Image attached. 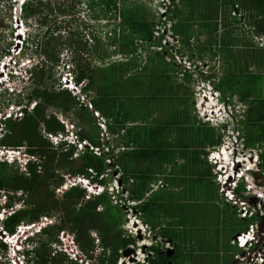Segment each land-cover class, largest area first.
Segmentation results:
<instances>
[{
  "label": "trees",
  "instance_id": "16d2710c",
  "mask_svg": "<svg viewBox=\"0 0 264 264\" xmlns=\"http://www.w3.org/2000/svg\"><path fill=\"white\" fill-rule=\"evenodd\" d=\"M171 1L168 20L173 23L174 34L189 48L191 59L194 58V50L190 48V43L195 34L199 42L195 47L199 50V59L210 54L211 59L221 56L225 62L226 74L216 87L225 95L236 97L245 106L239 121V131L244 146L259 152L260 167L264 171V98L253 97L255 90L246 85L248 83L258 89L264 81L263 74L250 72L252 67L258 71L264 70V49L256 48L252 39L264 38V0ZM126 2L59 0L54 5L50 0H26L20 6V21L26 25L36 22L46 29L42 41L29 38L25 47L26 51L31 48V41V46L35 47L32 52L35 51L38 59L41 58V62L30 72L35 85L26 93L28 104L36 101L37 105L32 113L25 110L22 119H10L4 123L6 131L0 146L26 147L27 152L37 161L28 165V174L20 173L16 165L0 162V199L6 198L5 205L0 206V214L4 209L11 210L17 204H23V208L3 220L2 232L15 235L23 223L31 225L40 222L42 218L58 217L56 224L42 229L40 239L30 240L33 248L26 253L31 258L27 264H78L53 248V245L61 243L60 236L63 233L74 237L86 259L97 260L99 264H119L124 253L135 242L132 237L125 238L121 229L125 212L121 203L115 199L121 200L122 194L114 197L106 191L100 196L88 198L85 189L72 186L61 199H57L55 191L65 183V179L58 173L59 169L70 176L92 178L94 183L105 187L109 185L113 171L120 173L123 189L131 201L139 203L134 209L140 218L152 232L174 244L170 250L173 252L171 258L167 256L168 249L157 243L150 248L146 262L135 264L175 263L178 253L185 250L176 244L177 241L183 242L184 230L196 229L193 230L196 231L193 237L198 235V242L204 238L202 236L208 223L224 215V211L234 218L237 216L235 208L223 201V208L217 207L218 190L214 182L213 165L208 161V150L219 147L223 136L206 124L198 125L197 118L192 116L194 105H190L189 93L190 84L194 82L193 74L176 66L170 52L176 46L170 44V47H166L163 43L165 35H156L159 33V25L155 16L149 17L143 6H127ZM75 3H84L88 12H92L89 15L92 20L121 21L115 25L118 29H114L108 43L113 47L118 46L120 55L127 61L94 68L89 58L103 62L112 57V53L102 48L103 43L99 37L89 39L91 45L77 40V34L68 33V39L62 41L60 32L65 27L56 28L59 35L54 36L53 30L48 29L51 24L49 20L56 19L57 13L62 18L72 16V20H75L79 13L75 10ZM120 3L124 5L123 8L119 7ZM241 18L248 21L246 25L251 29V37L235 35V28L242 23ZM66 22L70 21L65 19L63 23ZM81 22L86 25L83 20ZM222 26L225 34L218 37ZM196 27H199L198 32ZM202 35H206L203 43L199 41ZM9 47L5 49L4 55L0 53V59L11 54ZM64 47L73 49L68 60L75 84L80 86L85 83L81 89L82 94L93 96L89 101L93 110L108 122L109 131L119 141L116 148H123L122 151L116 153L111 143H107L110 151L105 152L93 111L68 90L56 87L59 81L56 70ZM139 48L150 54L153 52L148 57L149 65L143 68H140ZM169 57L173 62L168 61ZM181 77V84H178ZM50 108L66 117L75 115L79 140L88 141L90 145L99 148V155L85 149L78 158V168L73 169L72 165L76 162L72 159L77 148L70 144L53 147L42 135L43 129L54 135L65 133V127L57 116L47 115ZM66 147L69 149L67 153L61 152ZM178 159L184 161L180 167L175 166ZM169 166L175 168V174L189 172L192 175L199 171L194 189L201 197L208 199L199 205L203 206V211L206 209L208 213L212 212L211 218L197 219L199 216L191 213L195 212L191 205L178 204L177 200L181 196L168 192L164 184L153 190L152 186L163 179L159 176L163 177ZM243 190L244 186L239 185L237 191ZM165 218L174 222L166 226ZM257 220L262 221L258 216ZM252 223L253 219H249L246 226L249 228ZM93 233L97 235L98 243ZM193 237H188V241ZM216 238L215 241L222 242L219 236ZM208 242L211 247V241ZM98 248L101 252L96 256ZM7 251V245L0 241V255L5 256ZM227 251L229 256L230 248ZM181 260L184 259L180 257L177 262ZM188 260L191 264H198L192 256Z\"/></svg>",
  "mask_w": 264,
  "mask_h": 264
},
{
  "label": "rangeland",
  "instance_id": "374dc122",
  "mask_svg": "<svg viewBox=\"0 0 264 264\" xmlns=\"http://www.w3.org/2000/svg\"><path fill=\"white\" fill-rule=\"evenodd\" d=\"M22 1L23 0H0V53L4 55V51L8 45H10L9 50L11 52V56H8L7 59L4 58L2 61H0V75H1L0 77V112L1 113H4L5 109H7L6 111L7 113L11 112L12 109L10 107H13L12 105H16L20 107L26 106V103H27L26 95L22 94V96H18V94L15 93V95L10 97L9 94L13 90L17 91L22 86H27L26 89L29 92L31 88L33 87V85H35L34 77H31V81L28 82V78H26V74H25V69L28 66H31L32 62H34L33 59L34 58L35 60L38 59V56L36 55L35 51L32 52L35 49V47L31 46V41L29 44L31 48H29L26 51L25 47H26V42L29 38L31 40L42 41L43 32L46 30V29H43L41 24L39 23L34 22L29 25H26L25 23H23V21H20L19 5L21 4ZM50 2L56 5L57 2H59V0H50ZM171 3H172L171 0H127L126 5L132 6L136 4V5L143 6L145 7V10L147 11V15L149 14V17L155 16V20L159 25V27L157 28L159 30V33L156 35L157 36H161L162 34L165 35V41L163 43L166 45V47H170V44H174L176 46L174 50H170L171 54L174 57L176 66L180 70H182L183 68L187 69L193 74L194 82H191L190 84V93H189L190 105H194L192 116L194 117V119L195 117L197 118L196 120L199 122L197 123L198 125H200V123H203V124H206L216 129L217 132L219 131L223 136V139H222L223 145H226L227 142L231 143V141H228L229 139H227L224 136L223 132H225V130H223V128L220 127L221 125L219 126L218 122L222 121L223 117L225 116V111H227L229 104L239 105L241 107V111H240L241 115L244 113L243 111L245 109V106L241 104L240 101L236 97L231 98L229 95H225L223 92H221L216 87L220 79L224 78L226 74L225 73L226 64L223 61L221 56L211 59L210 54L209 55L206 54L203 59H199L198 58L199 50L197 48L195 49V47L199 44V42L196 39L195 34L192 39V42L190 43L191 44L190 48L194 50L193 52L194 58L191 59V57L189 56V48L183 45L182 42L179 40V38L174 34L173 23L172 21L168 20L169 17L167 16L170 14V7H171L170 4ZM213 3L215 2H212V4ZM75 5H76L75 10L77 9L79 12L75 20H72L73 19L72 16L70 17L66 16L67 18H62V16L58 15V13L56 15V19L52 18L49 20L51 21V24L48 25V29L53 30L54 36L57 37L59 35L56 28L65 27V28H62L60 32L61 36H63L62 41H66L68 39L69 37L68 33H75V35L77 34L78 36L75 37L77 40H79L82 43L83 41L87 42L91 45H92V42L89 39L99 37L103 43L102 48H104V50L107 51L108 53L110 54L112 53L111 54L112 57L103 62L97 59L89 58L90 60H92V64L94 68L108 66L113 62L127 61L124 59L122 55H120L118 46L113 47L111 43H108L109 38L111 37L110 35L113 34V32L116 29H118L117 27L115 28V25L120 24L121 21L119 19L117 21H114V20L108 21L104 19H100L96 21L92 20L91 16H89L92 12L91 11L88 12V9H86L84 3H82V5L75 3ZM123 6L124 5H122V3L119 4V7L123 8ZM210 8L212 9V7ZM228 13L230 14V10H228ZM78 18L80 20H77ZM65 19L69 20L70 22L63 23ZM82 20L84 21L86 25H84L81 22ZM166 20L167 22H165ZM61 21H62V24H61ZM241 22H242L241 24L237 25V29L235 28V32H234L236 33L235 35L242 36V37L246 35V36L251 37L252 36V34L250 33L251 29L249 28L248 25H246L248 24L247 23L248 21L244 18H241ZM197 29L199 30V27H196V32H198ZM223 29H224L223 26L222 28L220 27L219 29L220 33H218V37L225 34V32H223ZM205 36L206 35H202L199 41L203 43L206 40ZM252 39H253V42L255 43L254 46L256 48L260 47L261 49H264V38L260 39L258 37H255ZM64 48L65 50L62 52V55H61V62H60V65L58 66L59 68H57L56 70V78L59 79V82H57L56 86H58V84H61L62 88L67 89L68 86H71L69 85L70 84L69 82L68 84L64 83V80L66 79L68 75V71H67V68L61 65H63L64 63L66 64V66L68 65L65 59L67 57H70L71 51L73 49H69L66 47ZM24 52L26 54H23ZM152 54L153 52L150 54L147 50L139 48L138 57H139V63L141 65L140 68H143L144 66L146 67L149 65L148 57H150V55ZM168 61H172V58L169 57ZM38 62H41V58L38 59ZM3 65H4V68H3ZM250 72L255 75L263 74L264 76V73H262L264 72V70L258 71L254 67L250 69ZM8 73H9V76L11 75L14 78L13 80L9 81V79L6 77V74ZM262 78L264 79V77ZM180 79L182 80V77L178 79V84H181ZM201 80H208V82H204ZM246 85L248 86V88L255 90L253 92V97L264 98V81L260 83V86L258 89H255L253 85H249L248 83ZM212 90H216L217 94H215L214 91ZM69 91L72 92L71 94L74 97L76 95H79L77 100L80 101L85 106H89V103H90L89 101L91 97H93L92 95L85 96L81 93L80 90L73 91V89H71ZM6 94L8 95L6 96ZM220 102H224V103L221 104ZM34 106H35V102L29 105L30 112L33 111ZM47 115H56L58 120L60 119L63 123H65L64 127L66 128V126L68 125L71 131L73 130V126L76 125L75 122L77 121V118L75 115H70L66 117L65 115L63 116V114H61V112H59L58 110L56 112V109L54 108H50L49 110H47ZM206 115L209 117V119L212 120V122L207 121ZM215 115H217L218 117L216 118ZM97 120L98 119H96V124L99 127ZM240 126L241 125L238 123L235 124V128L237 130L240 128ZM0 129L1 130L3 129V132L1 134L5 135V131H6L5 125L4 127ZM46 136L48 137V139L51 140L53 145H57V144H54V142L59 143V140L61 139L60 137H58V141H56L55 139H53L52 136H50L49 133ZM105 137H107V135H105ZM241 139H242V134L240 132V138H237L238 145H235L234 141H232L233 148H236L235 146H237L238 148L237 154L241 153L240 159L242 163L240 166L237 165L236 167L238 168L239 175L245 174V171L248 168H252L255 171L252 172L250 176L248 175V178H247L248 183L246 184L247 191L245 193L237 194V197H236V199L239 198L242 200L245 198L246 200L245 207L241 208L240 205L235 206L234 205L235 203L230 202L229 200L227 201L225 200V202L229 204V206L231 207H234V206L237 207L236 208L237 210L244 208V210L247 211L248 218L254 215V216H258L264 219V176H262L264 171L261 169L259 165V160H258L259 153L256 150L252 151V150L246 149L243 146V142ZM68 142L75 143L74 140H71ZM106 142L108 143L111 142V148L112 149L115 148L114 150L116 153H118L119 151H122V148L121 149L116 148V146L119 144V141H118V138L115 137V135L112 134V136H110L108 139L105 138L103 143H106ZM106 146L107 145H105V147ZM84 149H88V147L85 148L83 146L80 148L79 146H77L76 153L74 154L73 159H72L73 161L76 162L75 164L72 165L73 169L78 168V158ZM20 150L24 152L26 148H22ZM68 150L69 149L65 148L64 151L62 150L61 152L67 153ZM106 150L108 151V149ZM216 150L217 148L209 149L208 156H210L211 153H214V151L216 152ZM243 153H245L246 156L243 157ZM217 170L218 169L216 170L214 169L215 172H218ZM19 171L20 173H23V171H25L24 173L28 174L27 172L28 170H26V168L24 167L20 169ZM58 173L61 174L62 177L65 179V183L66 181H68V179L79 182L78 180L79 176H75V177L70 176L61 169L58 170ZM120 176H121L120 173L113 171L109 177L110 185L108 186V190L110 192L115 193V195H118L117 190L115 189L121 187V182L119 179ZM218 180L223 182L224 178L220 179L216 177V184L219 188L220 194L222 195L223 187L219 185ZM160 182H159V186L158 185L152 186L153 190H157L158 188H160V186L163 185V183H160ZM81 185L83 188H86L83 186L84 184H81ZM65 189H67V187H60L59 189L55 191L56 193L55 196L57 199H61L64 192H66ZM100 190L102 191V189ZM2 193L4 194V192ZM120 194H122L121 189H120ZM187 194L188 195H185L186 198H189V196L191 197V199L198 198L193 193H187ZM18 195L20 196L21 194L18 193ZM122 195H123L122 196L123 198H120V199L122 201L121 205L123 206L122 210L123 212H125L124 213L125 218L123 219L124 222H123V226L121 229H122V232L125 238L132 237L135 242L133 245L129 247V249L126 251V254H124L123 257L120 259L119 264H134L138 262H141V263L146 262L148 254L150 255V248L153 245H156L157 243L158 245L162 246V248L168 249V251L170 252V250L173 249L174 244H172L169 240H165L164 238H161L159 235H156L155 232H152L150 230V227L140 218L137 210L134 209L139 203L133 204V202L130 200V196L127 195L125 191H124V194ZM178 201L180 202L181 199H178ZM179 202L177 203L179 204ZM5 203H6V198L2 197L0 199V206H4ZM20 208H23L22 203L17 204L14 207V210H6V209L2 210L0 214V230H2L3 220H5L9 215H11L13 211H16ZM197 208H198L197 211L191 212L199 216L197 217V219L201 218L202 220H205V218H208V217L211 218L212 212L208 213L206 209L205 211H203L204 208L202 205H198ZM220 209H222V207H220ZM202 212H205V213L201 217L200 215L202 214ZM224 213H225L224 218L217 219L215 221L212 220L208 223L209 226L206 230H204L205 231L204 236H202L199 233L204 238L199 239L198 242H197L198 235L196 237H193V233L196 234V231L193 232V230H196V229L189 228V230H184L182 233L184 237L183 242L180 241V243H178L177 241L176 244L180 246L181 248H185V250H182L181 254L178 253L175 263L172 261L171 263L182 264L184 261L185 263L183 264H191L192 262L190 263L188 259L192 256V259L198 262V264H233L232 259L235 255H237L235 257L236 259L235 261H237V263L235 264H240V263L244 264L247 262L249 255H251L252 257L258 258L259 261L263 264L264 263V245L260 240L257 239V241L259 242V246H260L259 248L258 247L255 248V246L252 247L251 245H248L249 247L247 246L248 248L246 247L245 248L246 250L243 249L245 250L244 253L242 249L238 248L235 245H231V242L234 240L235 238L234 236L236 234L241 233L245 230L247 231L248 229V227L246 226L247 221L245 222V220L240 219V218H243L245 212L242 211L241 215L236 216V218L232 217L227 211H224ZM42 219H45L46 222L42 223L40 227L34 228L35 230L33 229V231L31 232L27 230L24 233H22V231L26 230L23 227L21 228V230L17 232L18 235H16V237L14 238V240L12 239V241H9L6 238V236H4V233H3V235H0V241H2L3 243L8 242L9 244L11 243L14 244L17 241V239L21 236H24V237L33 236V239L35 240L40 239L41 238L40 233L42 229L46 228L47 226L54 225L56 224V222H58L57 216L53 218H42ZM257 223L259 225L261 224L255 220L254 225H256ZM24 225H27V223ZM249 229H253V227L252 228L250 227ZM180 235L181 234L179 233V236ZM93 236L96 237L95 233L93 234ZM218 236H219V239L222 240V242L215 241L217 239L216 237ZM188 237H193V239L188 241L187 239ZM60 238L63 239L65 242H67V240L71 238V235L65 234L63 238L61 235ZM208 239L211 241V245H212L211 247H209ZM217 243H218V246H217ZM228 243H230L231 246H229ZM54 247L55 246L53 245V248ZM229 248H230L231 254L228 256L227 249ZM100 252H101V249L98 248L96 252V256L99 255ZM259 253L260 254L262 253L261 257ZM180 257L181 259H184V260L177 262ZM30 259L31 258L25 257V260L22 262H18V264H27ZM93 262L95 261H90L89 259H87L85 261V264H92ZM0 264H16V263L12 261V259L9 257V254H8V257L4 255H0Z\"/></svg>",
  "mask_w": 264,
  "mask_h": 264
},
{
  "label": "clouds",
  "instance_id": "9594fccd",
  "mask_svg": "<svg viewBox=\"0 0 264 264\" xmlns=\"http://www.w3.org/2000/svg\"><path fill=\"white\" fill-rule=\"evenodd\" d=\"M23 1H26V0H23ZM23 1L19 5V12H20V6H22ZM8 56H11V54L8 55ZM8 56L3 57L2 59H0V61H2L4 58L7 59ZM68 59H69V57H67L65 59V61L68 62L67 63L68 64L67 66H66V64L61 65V66H64L65 68H67V71H68L67 77H69L70 75H72V73L70 71L72 69V66H71V64H70V62H69ZM33 60H34V62H32V65L31 66H28L25 69V74H26V78H28V82L31 81V74H30V72L34 68H36L37 64L39 63L38 62V59H36V60L33 59ZM57 68H59V67H57ZM0 77H1V75H0ZM6 77L9 79V81H11V80L14 79L11 75L10 76L8 75ZM74 84H75V80H74ZM56 87H58V88L60 87V90H68V91L71 90L70 87H68L67 89L62 88L61 87V84H58V86H56ZM75 87L79 88L80 91L83 88V87L77 86L76 84H75ZM26 88H27V86H22L17 91H15V90L11 91L10 94L11 95H15V93H17L18 96H22V94L23 95H26V93H27V89ZM212 91H214V93L217 94V91L216 90H212ZM78 96L79 95H76L75 97L78 98ZM34 102H35V106H34L33 110L36 108V105H37V102L36 101H34ZM34 102H32V103H34ZM220 103L223 104L224 102H220ZM29 105L30 104H28V102L26 103V106H24V107L12 105L13 106L12 116L10 118L5 119V120H0V126L1 127H4V123L7 120H10V119H22L24 117V111L25 110H27L29 113H32L33 111H31V112L29 111ZM87 108L90 110V108L88 106H87ZM91 111H93V114L95 112H97V111H94L93 109H91ZM240 111H241V107L239 105L229 104L227 111H225V116L223 117L222 121H219L218 123H219V126L221 125L220 127L223 128V130H225V132H223L224 133V136L227 139H229L228 141H231V143L227 142L226 145H223L221 143V145L219 147H217L216 152L214 151V153H211V155L208 156V161H209V163L211 165H213V173H214V176H216L217 178H220V179H223L224 178V181L223 182H221V181L218 180L219 185H221L223 187L222 195H221L223 201L225 202V200L226 201L229 200L230 202L235 203L234 204L235 206L240 205L241 208H242V207H245L246 200H245V198L243 199L244 201L242 199H239V198L236 199L237 194L245 193L247 191V185L246 184L248 183V179H247L248 178V175L250 176V174L252 172H254L255 170L252 169V168H248L245 171V174L239 175L238 168H236L237 165L240 166L241 163H242L241 162V159H240V154L241 153L240 154H237L238 153V148H237V146H235V145H238L237 138H240V131H239V129L237 130L235 128V124H237V123L239 124V121H240L241 116H242L240 114ZM20 113H22V115H23L21 118L18 117ZM215 117L217 118L218 116L215 115ZM95 119H97V118L95 117ZM207 121L208 122H212V120L209 119L208 116H207ZM60 122L62 123V125H65V123H63L61 120H60ZM97 122H99V120H97ZM99 128H100V126H99ZM107 130H108L109 136H112V133L108 129V122H107ZM2 132H3V129L0 131V140L4 137V134H1ZM77 132L78 131H77L76 125L73 126V130L72 131L70 130L69 126L67 125L66 128H65V133L64 134L62 133V134H59V136H58V135H54V134L49 133L50 136H52L53 139H55L56 141H58V137L61 138L59 140V143H55L54 142V144H57V145H53V143L51 142V140L48 139V137L46 136L48 134V132H46V130H44V129L42 130V135H43V137L45 139H47L49 142H51L50 144H52L53 147H58V146L63 145V144H70V145L75 146L76 148H77V146H79L80 148L83 147V146L85 148L88 147V150L92 151L93 153H95V150L96 149L99 151V148H95L94 146L90 145V143L88 141H80L79 138H78V136H77ZM100 132L102 134L101 128H100ZM236 132H237V134H236ZM101 134H100V137H101ZM71 140H74L75 143H69L68 142V141H71ZM232 141H234V144H235L234 146L236 148H233ZM101 142L102 143L104 142V141H102V137H101ZM242 142H243V140H242ZM107 143L108 142L103 143V144L104 145H107ZM104 145H103V149H104L105 152L108 153L110 151V149L107 151L106 149H108V145L106 147ZM243 146H244V143H243ZM22 148H26V147H22ZM22 148H10V147H6V146H0V153H1L0 154V162L7 163L8 165H12V166L16 165L19 169H22L24 167L27 170L28 165L30 163H32V162H35L36 159H35V157H33L31 154H29L27 152V149L24 152H22V150H20ZM66 149H67V147H66ZM224 150H226L229 153L228 159H226V157H225V155L223 153ZM248 150H252V149H248ZM63 151H64V149H63ZM252 151H255V150H252ZM215 155H216V157H215ZM244 156H246L245 153H243V157ZM11 157H12V160L10 161V158ZM258 160H259V165H260L259 154H258ZM108 162L110 163V161H108ZM214 169L215 170L218 169L217 171L219 172V174H218V172H215ZM23 172H25V171H23ZM262 176H264V173L262 174ZM216 177H215V179H216ZM78 178H79L78 179L79 182L76 181L77 182V185H74V186H80L81 188H83L81 184H84L83 186L88 189V191H87L86 188H83V189H85L87 191L88 198L100 196V195L104 194L106 191H108L110 194H112L114 197H116V196H118L120 194V189L122 190V194H124V191H125L123 189V184H122L121 176L119 177L120 182H121V187L115 189V190H117V194L118 195H115V193L110 192L108 190V186L110 184L107 187H105V186H102V185H100L98 183H94L93 180H92V178H88V177H84V176H79ZM75 180H76V178H75ZM67 182L68 181H66L65 185H63L62 187H67V189H69L72 186L68 187L67 186ZM160 183H163V182H160ZM241 184L244 186V190L241 191V192H238L237 191L238 190V187ZM157 185L159 186V183H157ZM154 186H156V185H154ZM67 189H65V190H67ZM97 189H99V190H97ZM100 189H102V191ZM115 201H118L120 203L122 202L118 198L115 199ZM133 204H136V203L133 202ZM235 206H234V208L237 211V216L241 215V212L242 211L245 212L243 218H240V219L245 220V222L247 220H249V219L250 220L253 219V223L249 226V228L250 227L251 228L253 227V229H249L248 228L246 232L238 233V234H240L239 236H238V234H236L234 236L235 238L233 237L234 240L231 242V245H235L238 248H240V249L243 250L248 245H252V244H255L256 243L255 244V248H257V247L259 248L260 246H259V242L257 241V239L260 240L263 243V245H264V219L261 218V217H259V218L262 219V221L259 222L257 220V216H254V215H252V217H249L248 218L247 217V215H248L247 214V211L244 210V208L237 210L236 209L237 207H235ZM11 210H14V209H11ZM13 212H15V211H13ZM255 220L258 221L261 224L259 225L257 223L256 225H254V221ZM38 223H39L40 226L42 225V222L41 221L38 222ZM23 224H25V223H23ZM35 224H37V223H35ZM0 232H2V230H0ZM17 232H18V228H17V231H16V234L15 235H9V234H7L5 232H2L0 235H3V233H4V236H6L9 241H12V239L14 240V238L16 237V235H18ZM95 238L97 239V243H98L97 235H96ZM31 239H33V236L32 237H26V238L24 236H21V237H19L17 239V241L14 244L13 243L9 244L8 242H4L7 245V247H8V251H7V254L5 256L8 257V254H9V257L12 259V261L18 260L21 257H27L26 256V253L28 251L32 250V248H33V245L30 242ZM245 250H243V253L245 252ZM169 253H171V252H169ZM236 256L237 255L234 256V259H232V263L233 264L237 263V261H235L236 260L235 259ZM90 261H92V260H90ZM138 263H141V262H138ZM240 264H243V263H240Z\"/></svg>",
  "mask_w": 264,
  "mask_h": 264
},
{
  "label": "built area",
  "instance_id": "2783aa9c",
  "mask_svg": "<svg viewBox=\"0 0 264 264\" xmlns=\"http://www.w3.org/2000/svg\"><path fill=\"white\" fill-rule=\"evenodd\" d=\"M3 68H4V65H3ZM9 74H6V76H8ZM68 82L70 83L69 85L71 86H68L70 87L71 89H73V91H79L80 89L75 87V84H74V76L70 75L69 77H66V79L64 80V83L65 84H68ZM85 85H80V87H84ZM10 97H12L13 95L9 94ZM89 106L91 109H93L91 103H89ZM88 106V107H89ZM12 110L11 112H6L7 109H5L4 113H1L0 112V120H5L7 118H10L12 116V113H13V107H10ZM95 117L99 120L98 122V125L100 126L101 130H102V134H101V137H102V141L105 140V138H109V134H108V130H107V121L105 119H103L101 117V115L98 113V112H95ZM23 115L22 113L19 114V117L21 118ZM0 128H2L0 126ZM1 131V129H0ZM105 135H107V137H105ZM99 151L96 149L95 150V154L96 155H99ZM1 154V153H0ZM12 160V157L10 158V161ZM68 182L67 183V186L70 187V186H74L77 184L76 181L74 180H69L68 179ZM99 190V189H97ZM14 213V212H13ZM25 228L26 230L22 231V233H24L25 231L27 230H31L32 228H36V227H40L39 223H37V225L35 224H31V225H24V224H21L19 227H18V231L21 230V228ZM66 233H63L62 234V238L64 237ZM7 238V237H6ZM26 238V236H25ZM62 240L61 243H58V244H55L54 246V249L64 253L67 255V257L69 258L70 261L72 262H75V263H78V264H85V261L87 260L85 255L79 250L77 244L75 243V240H74V237L71 236V238L69 240H67V242H65L63 239L60 238V241ZM256 244V243H255ZM255 244H252L251 246H255ZM262 254V253H261ZM261 254L259 253L260 257H261ZM25 260V257H21L19 258L18 260H15L14 262L16 264H18V262H22ZM95 262H93L92 264H99L97 260H93ZM244 264H262L258 258H255V257H252L251 255H249V258L247 260L246 263ZM264 264V263H263Z\"/></svg>",
  "mask_w": 264,
  "mask_h": 264
},
{
  "label": "crops",
  "instance_id": "0c3cea01",
  "mask_svg": "<svg viewBox=\"0 0 264 264\" xmlns=\"http://www.w3.org/2000/svg\"><path fill=\"white\" fill-rule=\"evenodd\" d=\"M184 164V161L182 159H178L175 163L176 167H180L181 165ZM198 171V170H197ZM175 168H173V166H169L167 167V171L165 172V174L162 176H159V178H163L161 181L163 182V186H165V188L167 189L168 192H174L176 193L181 199V201L179 202L177 200V202H179V204H189L191 205V207L193 208L194 211H197V206L199 205V203L202 202H206L208 201V199L206 197H199L200 195L197 194V192L194 189V181L198 178L199 175V171L196 172L195 174L192 173V175L188 172V173H178L175 174ZM214 174V173H213ZM192 178V179H191ZM214 182L216 184V179L214 177ZM217 190H218V202L217 203V207L223 208V205L221 201H223L222 196L220 194L219 188L216 184ZM187 193H193L195 194L198 198H194L191 199V197L189 196V198H186L185 195H188ZM171 195V194H170ZM224 202V201H223ZM225 203V202H224ZM224 218V215L221 214L220 217H218L217 219H222ZM166 223L165 225H170L169 223L174 222L172 219L170 218H165Z\"/></svg>",
  "mask_w": 264,
  "mask_h": 264
},
{
  "label": "water",
  "instance_id": "95a60500",
  "mask_svg": "<svg viewBox=\"0 0 264 264\" xmlns=\"http://www.w3.org/2000/svg\"><path fill=\"white\" fill-rule=\"evenodd\" d=\"M41 222H42V223H45V222H46V220H45V219H42V220H41ZM239 235H240V234H238V236H239ZM124 254H126V252H125ZM172 255H173V252H171V253H168V254H167L168 258H171V257H172ZM169 264H172V263H171V262H169Z\"/></svg>",
  "mask_w": 264,
  "mask_h": 264
},
{
  "label": "bare ground",
  "instance_id": "6f19581e",
  "mask_svg": "<svg viewBox=\"0 0 264 264\" xmlns=\"http://www.w3.org/2000/svg\"><path fill=\"white\" fill-rule=\"evenodd\" d=\"M223 153H224L225 157L228 159V155H229V153H228L226 150H224ZM36 228H37V227H36ZM33 229H34V228H32V229L30 230V232L33 231ZM34 230H35V229H34Z\"/></svg>",
  "mask_w": 264,
  "mask_h": 264
}]
</instances>
